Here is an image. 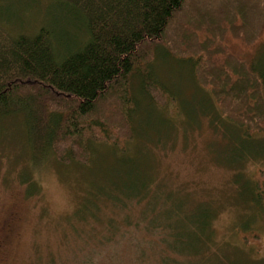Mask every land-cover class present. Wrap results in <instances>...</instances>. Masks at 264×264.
Here are the masks:
<instances>
[{"label": "rangeland", "instance_id": "rangeland-1", "mask_svg": "<svg viewBox=\"0 0 264 264\" xmlns=\"http://www.w3.org/2000/svg\"><path fill=\"white\" fill-rule=\"evenodd\" d=\"M57 8L51 0H0L4 22L25 31L48 24L59 32ZM63 29L76 34L72 24ZM156 54L152 70L175 101L164 109L136 86L142 137L127 154L132 165L108 143L93 145L90 165L37 162L26 128L0 133V264H264V133L248 138L219 114L190 65L163 48ZM123 141L118 148L132 150L133 141ZM142 184L148 201L94 198L99 189ZM155 222L178 230H147Z\"/></svg>", "mask_w": 264, "mask_h": 264}, {"label": "trees", "instance_id": "trees-1", "mask_svg": "<svg viewBox=\"0 0 264 264\" xmlns=\"http://www.w3.org/2000/svg\"><path fill=\"white\" fill-rule=\"evenodd\" d=\"M51 1L62 14L59 32L48 24L13 28L0 12V133L26 128L35 161L90 165L93 145L108 143L132 165L127 154L142 137L136 86L164 109L175 101L152 70L159 48L191 66L225 120L248 138L264 133V0ZM123 140L132 150L118 148ZM141 186L99 189L94 198L112 206L148 201ZM260 201L264 211V191ZM162 227V236L178 230L156 222L147 230Z\"/></svg>", "mask_w": 264, "mask_h": 264}, {"label": "flooded vegetation", "instance_id": "flooded-vegetation-1", "mask_svg": "<svg viewBox=\"0 0 264 264\" xmlns=\"http://www.w3.org/2000/svg\"><path fill=\"white\" fill-rule=\"evenodd\" d=\"M6 228H7V225H3L2 224V226H0V248L1 247H3V243H4V237H2V235H3V233H4V231L6 230Z\"/></svg>", "mask_w": 264, "mask_h": 264}]
</instances>
